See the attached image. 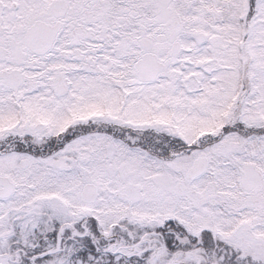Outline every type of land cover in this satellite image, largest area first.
<instances>
[{
	"label": "snow or ice",
	"instance_id": "6c2138e0",
	"mask_svg": "<svg viewBox=\"0 0 264 264\" xmlns=\"http://www.w3.org/2000/svg\"><path fill=\"white\" fill-rule=\"evenodd\" d=\"M0 264H264V0H0Z\"/></svg>",
	"mask_w": 264,
	"mask_h": 264
}]
</instances>
